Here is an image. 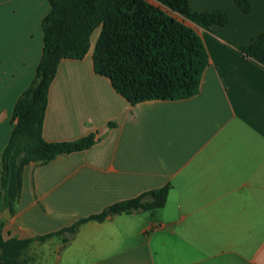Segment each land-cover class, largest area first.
<instances>
[{"label": "crops", "instance_id": "crops-1", "mask_svg": "<svg viewBox=\"0 0 264 264\" xmlns=\"http://www.w3.org/2000/svg\"><path fill=\"white\" fill-rule=\"evenodd\" d=\"M149 1V0H148ZM188 0L226 11L200 25L151 0L201 37L207 52L194 94L130 104L94 72L89 38L81 58H61L47 92L45 140L93 133L94 143L30 161L18 198L4 210L3 238L57 230L141 191L168 184L152 211L88 219L75 231L32 240L20 255L34 264H264V63L237 49L264 32V0ZM48 0H0V150L10 113L29 83L42 45ZM69 237L63 240V237Z\"/></svg>", "mask_w": 264, "mask_h": 264}, {"label": "trees", "instance_id": "trees-1", "mask_svg": "<svg viewBox=\"0 0 264 264\" xmlns=\"http://www.w3.org/2000/svg\"><path fill=\"white\" fill-rule=\"evenodd\" d=\"M157 1L205 27L224 24L227 20L226 11L194 10L188 0ZM234 1L241 10L249 9L248 0ZM48 3L49 8L40 21V56L32 78L13 103L12 126L0 150L3 206L11 207L18 198L24 164L43 163L57 154L94 143L91 132L69 140H45L41 126L48 86L59 60L81 58L96 27L98 32L91 49L92 68L106 76L114 90L130 104L194 94L208 60L197 32L148 0H48ZM237 49L264 63V32L248 43L237 45ZM167 189L168 184H164L116 200L47 233L3 238L0 232V264H34L20 257L32 240L65 232L70 236L81 222L102 220L108 214L152 211L164 203ZM67 239L68 236L63 237Z\"/></svg>", "mask_w": 264, "mask_h": 264}, {"label": "water", "instance_id": "water-1", "mask_svg": "<svg viewBox=\"0 0 264 264\" xmlns=\"http://www.w3.org/2000/svg\"><path fill=\"white\" fill-rule=\"evenodd\" d=\"M8 212H9L8 207L5 206V207H4V210H3V212H2V216L7 217L8 214H9ZM107 212H109V210H107Z\"/></svg>", "mask_w": 264, "mask_h": 264}, {"label": "rangeland", "instance_id": "rangeland-1", "mask_svg": "<svg viewBox=\"0 0 264 264\" xmlns=\"http://www.w3.org/2000/svg\"><path fill=\"white\" fill-rule=\"evenodd\" d=\"M149 1H151V0H149Z\"/></svg>", "mask_w": 264, "mask_h": 264}]
</instances>
